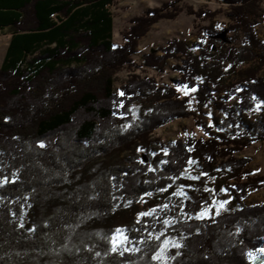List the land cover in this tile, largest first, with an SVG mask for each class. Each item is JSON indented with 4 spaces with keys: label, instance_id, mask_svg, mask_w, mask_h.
<instances>
[{
    "label": "trees",
    "instance_id": "1",
    "mask_svg": "<svg viewBox=\"0 0 264 264\" xmlns=\"http://www.w3.org/2000/svg\"><path fill=\"white\" fill-rule=\"evenodd\" d=\"M207 1L227 6L223 31L221 11L175 0L116 45L117 0H0V264H264V204L245 200L264 177L238 158L264 142V0ZM184 11L211 23L196 45L143 61L178 60V79L136 74L140 40ZM181 119L203 135L154 137ZM225 194L227 211L201 216Z\"/></svg>",
    "mask_w": 264,
    "mask_h": 264
},
{
    "label": "rangeland",
    "instance_id": "2",
    "mask_svg": "<svg viewBox=\"0 0 264 264\" xmlns=\"http://www.w3.org/2000/svg\"><path fill=\"white\" fill-rule=\"evenodd\" d=\"M175 0H117V5L114 10V43L122 45L124 43L123 33L129 30L132 26V19L142 16L152 8H158L166 2ZM182 6L193 7L196 10L207 9L212 11H221L217 16L215 22L218 28L223 31L230 21L226 17L227 6L218 2H208L207 0H180ZM264 7V2H263ZM210 21L197 22L194 16L188 15L186 11L182 12L176 20H163L156 23L148 34L140 40L138 53L133 57V60L143 67L144 56L167 46L169 40L179 39L188 43L189 46L194 47L198 42L199 26H208ZM258 33L261 39H264V24L258 27ZM9 30L0 29V68L3 65L6 52L8 49L10 37ZM224 34V32H223ZM226 39V34L223 35ZM161 54V53H160ZM178 60H170L166 66L165 72H159L155 69L143 67L135 73L141 77H155L162 85H173L174 81L178 79V73L175 71ZM132 71L125 69L121 71L115 80V89L119 90L131 77ZM264 76V72H263ZM183 95H190L188 90H181ZM203 135L201 130L196 126L193 119H181L170 123L159 129L155 133V138L161 139L165 143H174L188 137ZM238 158H245L250 160L248 168L253 176L264 177V142L256 143L251 148L238 154ZM230 198L228 195L218 196L217 205L205 211L202 217L208 218L212 213L220 214L230 208ZM246 200L249 206L264 204V187L259 190L250 192ZM147 208V206H146ZM148 210V209H146ZM257 258V257H256Z\"/></svg>",
    "mask_w": 264,
    "mask_h": 264
},
{
    "label": "snow or ice",
    "instance_id": "3",
    "mask_svg": "<svg viewBox=\"0 0 264 264\" xmlns=\"http://www.w3.org/2000/svg\"><path fill=\"white\" fill-rule=\"evenodd\" d=\"M42 146H43V145H42ZM203 215H204V213H201V216H203ZM122 231H123V230H121V229H117V233H118V234L122 233ZM123 239L126 241V240H127V237L125 236ZM113 250L115 251V248H114ZM262 251H264V249H262Z\"/></svg>",
    "mask_w": 264,
    "mask_h": 264
}]
</instances>
